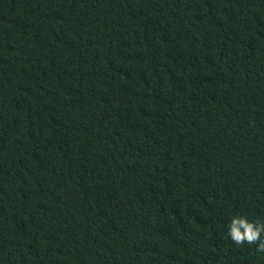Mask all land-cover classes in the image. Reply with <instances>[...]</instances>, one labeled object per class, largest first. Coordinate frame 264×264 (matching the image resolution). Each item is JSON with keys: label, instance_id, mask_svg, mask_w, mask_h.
I'll list each match as a JSON object with an SVG mask.
<instances>
[{"label": "trees", "instance_id": "obj_1", "mask_svg": "<svg viewBox=\"0 0 264 264\" xmlns=\"http://www.w3.org/2000/svg\"><path fill=\"white\" fill-rule=\"evenodd\" d=\"M233 217L264 224V0H0V264H264Z\"/></svg>", "mask_w": 264, "mask_h": 264}, {"label": "clouds", "instance_id": "obj_2", "mask_svg": "<svg viewBox=\"0 0 264 264\" xmlns=\"http://www.w3.org/2000/svg\"><path fill=\"white\" fill-rule=\"evenodd\" d=\"M261 233H264V224H253L244 217H233L228 228V235L235 244H254L259 241L258 248L264 250Z\"/></svg>", "mask_w": 264, "mask_h": 264}]
</instances>
